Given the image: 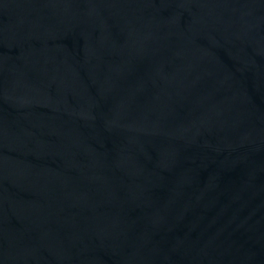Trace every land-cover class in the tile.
<instances>
[{"label":"water","instance_id":"1","mask_svg":"<svg viewBox=\"0 0 264 264\" xmlns=\"http://www.w3.org/2000/svg\"><path fill=\"white\" fill-rule=\"evenodd\" d=\"M0 264H264V0H0Z\"/></svg>","mask_w":264,"mask_h":264}]
</instances>
